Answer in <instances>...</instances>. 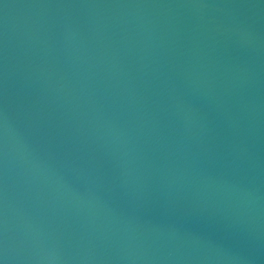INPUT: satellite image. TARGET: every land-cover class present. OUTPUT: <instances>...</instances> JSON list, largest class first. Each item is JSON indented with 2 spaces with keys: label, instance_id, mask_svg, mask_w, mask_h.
<instances>
[{
  "label": "water",
  "instance_id": "obj_1",
  "mask_svg": "<svg viewBox=\"0 0 264 264\" xmlns=\"http://www.w3.org/2000/svg\"><path fill=\"white\" fill-rule=\"evenodd\" d=\"M0 258L264 264V0H0Z\"/></svg>",
  "mask_w": 264,
  "mask_h": 264
},
{
  "label": "clouds",
  "instance_id": "obj_2",
  "mask_svg": "<svg viewBox=\"0 0 264 264\" xmlns=\"http://www.w3.org/2000/svg\"><path fill=\"white\" fill-rule=\"evenodd\" d=\"M8 133H9V125H8L7 121H5V123L3 125V130H2V134L5 138V140L7 139Z\"/></svg>",
  "mask_w": 264,
  "mask_h": 264
},
{
  "label": "snow or ice",
  "instance_id": "obj_3",
  "mask_svg": "<svg viewBox=\"0 0 264 264\" xmlns=\"http://www.w3.org/2000/svg\"><path fill=\"white\" fill-rule=\"evenodd\" d=\"M0 264H5V262L2 258H0Z\"/></svg>",
  "mask_w": 264,
  "mask_h": 264
}]
</instances>
